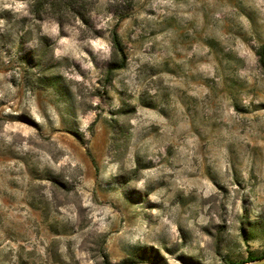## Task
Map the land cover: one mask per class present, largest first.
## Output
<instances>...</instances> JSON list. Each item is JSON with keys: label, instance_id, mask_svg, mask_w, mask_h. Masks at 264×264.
I'll return each mask as SVG.
<instances>
[{"label": "rangeland", "instance_id": "1", "mask_svg": "<svg viewBox=\"0 0 264 264\" xmlns=\"http://www.w3.org/2000/svg\"><path fill=\"white\" fill-rule=\"evenodd\" d=\"M263 44L264 0H0V264L264 256Z\"/></svg>", "mask_w": 264, "mask_h": 264}, {"label": "trees", "instance_id": "2", "mask_svg": "<svg viewBox=\"0 0 264 264\" xmlns=\"http://www.w3.org/2000/svg\"><path fill=\"white\" fill-rule=\"evenodd\" d=\"M95 3L96 0H32V8L40 20H44L46 16H49L60 24H65L73 18L87 25L90 20V12ZM111 41L113 59L108 69V76L110 77L125 68L127 64L126 46L120 37L117 27L111 33ZM256 55L258 56L260 67L264 70V44L257 49ZM263 257L250 254L247 259L248 261H254Z\"/></svg>", "mask_w": 264, "mask_h": 264}, {"label": "water", "instance_id": "3", "mask_svg": "<svg viewBox=\"0 0 264 264\" xmlns=\"http://www.w3.org/2000/svg\"><path fill=\"white\" fill-rule=\"evenodd\" d=\"M241 264H264V257L258 260H254V261L247 262V263H241Z\"/></svg>", "mask_w": 264, "mask_h": 264}]
</instances>
